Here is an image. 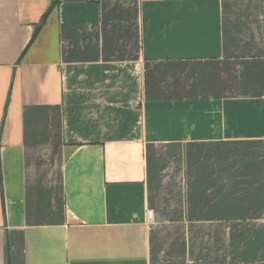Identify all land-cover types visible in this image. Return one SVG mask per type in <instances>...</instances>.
Listing matches in <instances>:
<instances>
[{"label":"crops","instance_id":"crops-1","mask_svg":"<svg viewBox=\"0 0 264 264\" xmlns=\"http://www.w3.org/2000/svg\"><path fill=\"white\" fill-rule=\"evenodd\" d=\"M0 264H264V0H0Z\"/></svg>","mask_w":264,"mask_h":264},{"label":"trees","instance_id":"trees-1","mask_svg":"<svg viewBox=\"0 0 264 264\" xmlns=\"http://www.w3.org/2000/svg\"><path fill=\"white\" fill-rule=\"evenodd\" d=\"M59 1H60V0H57V4L59 3ZM46 16H47V13H46V15H45L44 18H43V22L41 23V26L43 25ZM39 27H40V26H39ZM37 30H39V29H37ZM38 32H39V31H37V32L35 33V36L33 37V39L36 37V35H37Z\"/></svg>","mask_w":264,"mask_h":264},{"label":"built area","instance_id":"built-area-1","mask_svg":"<svg viewBox=\"0 0 264 264\" xmlns=\"http://www.w3.org/2000/svg\"><path fill=\"white\" fill-rule=\"evenodd\" d=\"M152 214H153V211H152V210H149V211H148V217H149V218H152Z\"/></svg>","mask_w":264,"mask_h":264}]
</instances>
